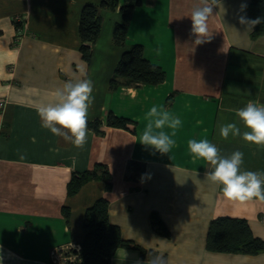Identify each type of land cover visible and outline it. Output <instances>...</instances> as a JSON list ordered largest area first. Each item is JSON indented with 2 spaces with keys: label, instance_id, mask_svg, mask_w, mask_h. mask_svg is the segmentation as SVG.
<instances>
[{
  "label": "crops",
  "instance_id": "crops-1",
  "mask_svg": "<svg viewBox=\"0 0 264 264\" xmlns=\"http://www.w3.org/2000/svg\"><path fill=\"white\" fill-rule=\"evenodd\" d=\"M102 0H0V256L2 264H51L50 250L83 240L87 207L108 200L109 221L134 245L118 247L112 264H136L163 255L167 264H264L257 254L207 249L211 220L243 218L264 241V202L226 201L220 186L205 177L209 165L194 158L188 141L207 139L223 156L243 152L242 170L264 172V145L241 136L224 139L219 126L235 123L247 131L237 110L249 101L264 105V33L253 35L238 23L237 11L250 0H222L208 20L211 39L195 46L192 10L199 0H139L123 45L113 42L119 6L100 10L98 37L89 59L80 51L78 25L85 3ZM141 44L144 56L160 65L158 85L110 87L121 53ZM90 79L94 102L87 142L76 148L41 126L36 109L54 102L53 93L69 80ZM182 124L167 154L140 143L152 106ZM129 119L107 124L109 113ZM164 131L171 134L172 129ZM33 138L35 141L33 142ZM144 163L151 179L127 176V164ZM107 166L111 187L90 179L69 194L74 172ZM141 174V175H142ZM155 214L166 231L152 223Z\"/></svg>",
  "mask_w": 264,
  "mask_h": 264
},
{
  "label": "clouds",
  "instance_id": "clouds-1",
  "mask_svg": "<svg viewBox=\"0 0 264 264\" xmlns=\"http://www.w3.org/2000/svg\"><path fill=\"white\" fill-rule=\"evenodd\" d=\"M221 7L223 8L222 0H199L198 5L192 10L191 35L196 37L193 41L195 46L202 45L211 39L208 20L213 15L214 8ZM246 8V3L240 4L237 11L238 23L246 31H252L256 25L264 23V17L250 19L246 14L242 15ZM93 88L94 85L90 79L65 82L62 88H57L53 93L54 102L42 104L36 109L42 122L41 126L74 147L83 148L88 135V111L94 102ZM146 115L148 123L140 136V143L154 152L167 154L175 143L172 137L175 136V130L181 126L182 121L155 105ZM236 115L248 130L241 133V129L235 123H228L219 126L220 135L224 139H227L230 134L242 135L246 142L264 145V105L249 101L245 107L237 110ZM165 127L172 129L171 134L163 130ZM34 141L35 138H33ZM188 149L194 158L207 162L209 169L205 171V177L212 184L220 186L226 201L264 202V172L242 170L243 152L236 150L229 156H223L219 149L207 139L199 141L190 139ZM150 179L151 174L144 173L140 177V182L144 183ZM2 259L3 257L0 256V264ZM136 264H167V261L163 255H155L146 261L137 260Z\"/></svg>",
  "mask_w": 264,
  "mask_h": 264
},
{
  "label": "trees",
  "instance_id": "trees-1",
  "mask_svg": "<svg viewBox=\"0 0 264 264\" xmlns=\"http://www.w3.org/2000/svg\"><path fill=\"white\" fill-rule=\"evenodd\" d=\"M139 0H123L119 6L121 20L113 28L112 39L116 45H123L128 35V22ZM117 0H102L100 4L85 3L80 12L78 33L80 37V51L85 59H89L92 45L96 41L102 15V8L115 9ZM249 9L252 19L264 17V0H250ZM264 33V23L256 25L252 34ZM165 79L163 68L148 60L143 54L141 44H132L125 49L115 66L110 79V87L118 85L139 87L144 84L158 85ZM129 119L108 114L107 124L125 127ZM100 121L87 122V126L99 131ZM127 176L137 181L144 171V163L131 160L127 164ZM90 179H100L105 182L107 190L111 187V174L104 164H96L94 168L74 172L68 182L67 191L75 193L79 187ZM152 223L159 231H166L162 221L152 215ZM84 237L80 242L81 252L75 264H112L111 257L118 247L134 245L132 241L121 236L119 227L112 224L108 217V200L99 197L86 208L83 221ZM207 249L217 252H240L257 254L264 249V241L255 237L247 221L243 218L218 217L211 220L207 232Z\"/></svg>",
  "mask_w": 264,
  "mask_h": 264
},
{
  "label": "built area",
  "instance_id": "built-area-1",
  "mask_svg": "<svg viewBox=\"0 0 264 264\" xmlns=\"http://www.w3.org/2000/svg\"><path fill=\"white\" fill-rule=\"evenodd\" d=\"M4 102L0 100V110ZM81 245L79 243L57 246L50 250L51 264H75L80 258Z\"/></svg>",
  "mask_w": 264,
  "mask_h": 264
}]
</instances>
